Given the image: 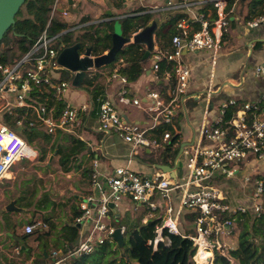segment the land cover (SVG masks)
Returning a JSON list of instances; mask_svg holds the SVG:
<instances>
[{
  "label": "built area",
  "instance_id": "built-area-1",
  "mask_svg": "<svg viewBox=\"0 0 264 264\" xmlns=\"http://www.w3.org/2000/svg\"><path fill=\"white\" fill-rule=\"evenodd\" d=\"M238 1L165 0L161 5L145 7L146 12L155 14L182 11L190 14L200 25L199 29L190 30L185 19L178 20L176 28L179 31L172 35L171 48L157 49L151 53L150 70L157 78L160 61L170 64V69L163 75L171 83L166 100L154 90L147 92L146 102L129 97L125 88L128 83L126 75L118 69L121 58L112 62L111 69L105 68L106 65L98 69L99 74L107 73L108 79L120 83L121 87L115 90L117 101L135 105L149 115L151 122L125 119L111 97L98 95L95 98L97 130L103 135L113 133L129 145L127 154L122 157L127 164L116 165L103 175L102 180L99 162L92 159L91 185L98 194H87L78 203L80 214L74 216L73 222L80 229L81 237L71 247L51 250L47 264H67L68 259L90 253L101 244L115 243L113 232L119 227L124 233L125 226L112 223L114 215L108 205L110 202L117 207L123 199H128L131 211L142 214V223L153 217L160 218L155 225L154 239L148 240L154 249L160 242L169 244L164 230L191 239L195 245L193 260L196 264V251L200 245L211 252L221 249V237L233 226L234 215L264 213V173L255 179L249 172L244 173L240 179L241 187L251 184V192L233 202L229 201L219 185L222 177L234 178L238 175L237 163L257 162L264 165V90L242 103L233 96L226 98L218 103L217 109H212L206 103L202 121L193 129L192 142L186 145L183 157L174 161L173 175L159 169L156 163L159 161H153V171L149 174L128 165L135 158L143 156L146 148L158 151L154 160L161 158L160 152L176 142L175 136L181 131L178 118L188 113L185 101L193 96L195 99L203 98L200 94H186L190 67L183 61L182 55L184 52L209 51L213 66L223 33L229 24V16ZM72 3L53 0L49 22L53 16L68 15L67 7ZM207 4L209 6L206 8ZM213 13L215 16L211 18ZM262 22L264 13L246 24L255 27ZM78 27L66 25L63 31L54 35H48L45 28L27 51L11 62H0V183L7 173L13 171L20 158L33 159L37 154L20 133L4 121L5 114L12 115L17 126L26 123L29 129L41 128L46 134L64 132L78 137L79 127L92 109L93 102L90 106V103L79 104L69 98L68 92L74 86L71 79L60 78L58 69L63 68L57 62L60 50L66 46L64 42L57 43L59 36ZM248 77L264 79V60L254 66ZM209 80L204 93L207 102L216 89L212 73ZM238 84L229 79L223 82V86L229 85L233 89H238ZM28 147L35 152L31 149L27 151ZM178 163L182 165L181 174L175 172ZM192 211L197 212L192 221L195 234H189L180 225L183 216ZM45 224L44 221L28 223L23 232L32 234ZM211 260L206 262L212 263Z\"/></svg>",
  "mask_w": 264,
  "mask_h": 264
},
{
  "label": "crops",
  "instance_id": "crops-1",
  "mask_svg": "<svg viewBox=\"0 0 264 264\" xmlns=\"http://www.w3.org/2000/svg\"><path fill=\"white\" fill-rule=\"evenodd\" d=\"M164 1L165 0H72L73 3L71 7H79V14H77V12L69 11L68 15L60 18L63 19L67 26L71 24L79 25L78 28L80 34L84 30L83 27L87 25L97 22L114 21L121 19L122 17L139 14L147 9L145 7L150 5H161ZM238 4L239 10L237 6ZM240 4V1L236 3L234 12L229 16V24L223 33L222 44L213 66L210 63L211 57L209 51L207 52L204 50L201 52L183 53L182 59L184 62L188 63L190 67V78L186 92L187 95L191 96L194 94H200L204 98V93L208 88L211 73L213 74L214 83L215 81H220V83L214 90L211 100L208 102L206 99L203 101V98L195 99V96H193L192 99H187L185 101L187 110L188 107L191 110H188L186 115H182V117L179 116L180 134L175 138L176 142L169 145L170 156L166 158V162H161L162 158L154 160L159 161L156 162L158 165H169L173 168L174 161L183 157L182 154L186 149V145L189 146L192 142L191 137L193 129H195L202 121L206 103H208V106L212 107V109H217L218 103L226 98L233 96L239 100V103H242L245 100L253 99L260 91L264 90V79L248 77L254 66L264 60V22L255 27H248L246 24V22L249 21L246 20V15L248 13L247 4H243V9L241 8L242 4ZM141 8H145V10L140 11ZM202 9L203 6L200 10ZM166 12L167 11L161 14L158 13L155 18V20L158 21L157 25L163 24V22L167 20L168 16L165 14ZM172 13H176V15L180 14L182 18L179 20L186 18L185 23H187L188 29H198L197 27L199 24L193 20L190 14L182 11H170V15H172ZM117 24L119 26V22H117ZM167 27L168 25L165 28ZM177 31H179V29H177ZM154 41L155 44L153 51L160 49L156 44L155 34ZM167 46L170 49L171 43H168ZM169 49L165 48L162 50ZM106 51L107 49L104 52ZM151 53L149 56L150 58ZM151 64L152 58L149 62L145 60V72L141 74L136 81H128L125 88L129 97H137L141 99V101L146 102L147 92L149 90H154L165 100L168 98L171 83L169 80H166V78H157L155 73L150 70ZM112 67L113 64L111 63L109 69ZM218 68L222 70L224 69V71L228 69L229 74H227V76L224 75V71L222 72V70H219ZM96 73L97 75L93 79V85L98 84L101 87L98 95H107L111 97L116 103L118 111L125 117V119L139 122H151L149 115L138 110L135 105L121 104L117 101L115 90L121 87L119 82L108 79L107 73L99 74L98 71ZM88 77L91 78V76ZM228 79L231 82H239L240 84L238 90L231 94L226 92L229 85L228 87L223 86V82L228 81ZM82 85L80 86V88L83 89L82 93L71 88L68 92V96L76 103H90L91 106L92 98H90L88 90ZM219 86L221 87L218 89ZM89 89H92V86L89 87ZM161 90L166 91L167 94H163ZM76 96H79V100L76 99ZM198 102L200 103V106L195 108L194 106ZM191 104H194V106H191ZM91 108L92 109L87 113V116H85L83 125L79 127L77 135L79 140L86 144L87 148L79 153V160H77L75 164L77 167H72L68 171L60 170V172L67 176V178L74 177L70 183L71 185L69 184L71 191L64 192V190H60L59 187H54L49 190V193L41 195L39 194L40 191L36 188L34 181H28L29 179L21 180L20 174L16 175L15 173H12L14 174L13 176H10L9 173H7L6 178H3L1 181L0 228L4 229V234L9 242L7 244L12 247L10 252H13L12 254L14 255H11L9 251L4 250L2 247L4 242L1 240L0 236V264H21L20 261H22V264H28L29 262L37 264V262L40 263L41 260L43 261V264H47L51 257V250L69 247V245L66 244L69 227L75 225L73 218L75 213L79 211L78 203L81 201L82 197L87 194H98L97 189L93 188L91 185L92 159H97L99 162V171L101 172L100 178L102 180H104L103 175H106V173L116 165L127 164L126 160L122 157L127 154L129 145L122 142L113 133L103 135L98 131L96 111L93 107ZM57 133L52 135V140ZM65 134L66 136H69V134ZM62 141L64 142L66 140ZM32 148L31 150L34 149L36 151L33 150V153L35 152L38 154L37 150ZM145 150L148 155L144 153L143 156L135 158L128 165L134 170L149 174L153 171V161H151V158H153L158 151H149L147 148ZM25 159L20 158L19 161H25ZM181 166L182 165L178 163L175 167L176 173L181 174ZM237 168L239 169L236 177H222V180L220 181L222 183H219L231 202L235 201L237 198L245 197V194L251 192V184H248L245 188L241 187L240 179L244 173L249 172L252 179L257 178L261 173H264V165L257 162H245L243 164L237 163ZM86 169H89V171H86ZM49 175H52L50 181L54 183L56 177L52 173H49ZM54 186H56V183ZM13 199L15 200V205L19 207L20 210H5L6 204ZM129 205V200L123 199L117 206L116 213H113V219H117L118 222H123L122 226H125L124 233L127 232L126 226L130 223L137 221L142 223V214L139 212L135 214L133 212L130 213V211L127 210ZM125 212L129 213L125 214ZM126 216H128L127 218L129 220L127 223L124 220ZM21 218L23 219L21 220ZM37 219L44 221L46 226L36 228L32 234L24 233V226L28 223H33L34 220ZM185 223V219L180 221V225L182 224V228L187 232L188 228L183 226ZM232 229L233 226L221 237V242L224 247L228 242V236L232 232ZM80 237L81 234H79L77 241ZM77 241H75L73 245L76 244ZM232 242L234 243V241ZM18 253H21L22 256H18ZM25 255L27 257H25ZM40 256H42V258Z\"/></svg>",
  "mask_w": 264,
  "mask_h": 264
},
{
  "label": "trees",
  "instance_id": "trees-1",
  "mask_svg": "<svg viewBox=\"0 0 264 264\" xmlns=\"http://www.w3.org/2000/svg\"><path fill=\"white\" fill-rule=\"evenodd\" d=\"M239 1L242 5L247 4L248 13L246 20H251L264 13V0ZM52 3L53 0H26L23 3L15 16L14 25L6 31L0 40V62H11L27 51L45 28L48 35L60 33L66 28L63 19L58 16H53L49 22ZM208 6L207 4L206 8ZM142 10H145V8L140 9V11ZM165 14L168 16L167 20L163 24H159L155 31L156 44L160 49H169L167 44L171 43L172 35L178 32L176 21L182 18L180 14L176 15V13H172L170 15V11H167ZM157 15L143 11L139 14L122 17L114 21L97 22L83 27V32L77 37L72 36V31L61 34L57 43L64 42L65 45H70L79 42L81 52H83L86 46H90L92 53L98 55L109 49L111 46V34L114 31L124 36H131L144 27L150 20L155 19ZM214 16L215 13L211 14V18ZM117 22H119V26ZM167 25L168 27L165 28ZM197 28L199 29L200 25ZM144 51L145 47L142 44L128 43L116 55L115 60L121 58L123 61L118 69L126 75L127 81L134 82L145 72L144 61L146 59H143ZM159 64L160 67L157 74L161 78L164 72L170 69V64L164 60L160 61ZM82 86L88 90L90 98H92L93 109H95V98L98 96L101 87L98 84L93 85V79L88 76L85 78ZM91 86L92 89H89ZM161 92L165 95L167 94L164 90H161ZM4 121L15 128L26 139L29 145L37 136H43L47 142L52 140V135L44 133L39 128L29 129L26 123L22 126L15 125L12 115L5 114ZM62 140H68L69 143L63 146ZM86 148V144L80 141L78 137L72 134L66 136L62 132L57 133L51 145V149L57 150L56 153L59 155L58 164L63 171L77 167L75 164L79 160V153L86 150ZM169 150L170 147L167 146L160 152L161 162H166ZM151 161H154V157L151 158ZM86 171H89V169H86ZM79 214L80 210L74 216ZM196 214L197 212L193 211L187 212L184 215L185 221H193ZM233 217L241 225L237 244L233 248L226 249L222 246L221 249L215 250L213 264H233L232 261L236 264H264V213L259 215L237 213ZM158 222H160V218L153 217L145 223L137 221L126 226L127 233L129 234L125 244L128 245L126 246V253L130 262L136 264H196L193 260L195 245L188 237L164 230V234L170 240L169 244L160 242L157 248L154 249L152 244L148 243V240H153L155 237L154 230ZM117 225H123V222H118ZM79 234L77 226H70L66 244L69 247L73 246ZM113 244H101L90 253L69 259L67 264H129V262L125 263L122 259L118 261L117 257L112 256L116 254ZM40 257L42 258V256ZM37 264H43V261L41 260Z\"/></svg>",
  "mask_w": 264,
  "mask_h": 264
},
{
  "label": "water",
  "instance_id": "water-1",
  "mask_svg": "<svg viewBox=\"0 0 264 264\" xmlns=\"http://www.w3.org/2000/svg\"><path fill=\"white\" fill-rule=\"evenodd\" d=\"M25 1L26 0H0V40L3 38L6 31L14 25L15 16ZM68 1L70 3L72 2V0ZM157 26V21L152 19L131 36H124L121 33L114 31L111 34V46L106 52L98 55L92 53L90 46H86L83 52H81L79 42L66 45L60 50L57 56V62L71 76V85L74 87H80L87 76H95L96 70L102 66L111 64L115 60L116 55L122 50L123 46L128 43L142 44L145 47L143 59L148 58L151 51L154 50V34ZM89 70L93 71L92 75H87ZM158 167L163 171H169L171 175L174 174L173 168L169 165L161 164L158 165ZM108 205L111 211L116 213L117 207L115 204L110 202ZM5 210L19 211L20 208L15 205V200L13 199L6 204ZM225 227L227 228V226ZM113 238L119 243L120 248L124 246L123 233L119 227L113 232Z\"/></svg>",
  "mask_w": 264,
  "mask_h": 264
},
{
  "label": "rangeland",
  "instance_id": "rangeland-1",
  "mask_svg": "<svg viewBox=\"0 0 264 264\" xmlns=\"http://www.w3.org/2000/svg\"><path fill=\"white\" fill-rule=\"evenodd\" d=\"M237 6H238V10H239V4ZM241 8L243 9V5L241 6ZM67 9L70 12L71 11L77 12V14H79V11H80L79 7L72 8L71 6H69V7H67ZM78 35H79V28L72 31L73 37H77ZM221 44H222V42H221ZM146 61L147 62L151 61V58L148 57L146 59ZM109 65H106L105 68L109 67ZM100 69H102V68H100ZM99 70H98V72H99ZM219 70H222V69H219ZM58 71L60 73L61 79H64V80H70L71 79V76L69 75V73L67 71L60 69V68L58 69ZM223 71H224V69L222 70V72ZM92 72H93L92 70H89L87 75H91ZM228 72H229V70L226 69V71H224L223 74L227 76V74H229ZM219 83H220V81H215V87H217ZM72 89L78 90L79 93L83 92V89L80 87L79 88L72 87ZM237 90L238 89H233L232 87H228L226 92L231 94L232 92H235ZM76 99L79 100V96H76ZM202 100L204 101V98ZM191 106H194V104H191ZM199 106H200V103L198 102L195 104L194 107L197 108ZM188 110L190 111L191 109L188 107ZM68 143H69V141L66 140V141L62 142V145L66 146ZM51 145H52V140L50 142H47V141H45L43 136H37L32 141V143L30 144V146H32L33 148H35L37 150V152H38L37 156L33 159H25V161H23V160L17 161L16 165L14 166V169H12L13 170L12 172L15 173L16 175L20 174L21 180L22 179H25V180L29 179L28 181H31V180L34 181V184H35L36 188L40 191L39 194H41V195H43L44 193H49V190L54 188V187H59L60 190H64V192L71 191L69 186L71 185L70 183L74 179V177L67 178V176H65L64 174H62L60 172L61 168L58 164L59 155L56 153V151H57L56 149H51ZM12 172L9 173L10 176L14 175V174H12ZM49 173H52L56 177V180L54 183H52L50 181L52 175L50 176ZM55 183H56V186H54ZM127 210L130 211V213H132V211L129 207H127ZM128 213L129 212H125V214H128ZM127 217L128 216H126L124 218V220L126 222L129 221ZM22 219L23 218H21V220ZM35 221H42V220L37 219V220H34V222ZM112 223L117 224L118 223L117 219H112ZM183 226L185 228H188L187 232L189 234H195V228H194V224L192 221H190V220L186 221V223ZM240 228H241L240 223L238 221L235 222V219H234L232 232L228 236L227 244H225L226 249L230 248V247L232 248L237 244L238 233L240 231ZM128 234L129 233H127V232L124 233V236H123V242H124L123 245L124 246L122 248H120V245L117 242H115L113 244V249L116 250V254H114L112 256L117 257L118 261H119V259H120V261L122 259L123 261H125V263L129 262V264H136L134 262H130V260L127 256V253H126V246H128V245L125 243H126V239L128 237ZM0 236H1V240L4 242L2 245L4 250L9 251V253H11V255H14V254H12L13 252H10L12 250V247L7 244L9 242L6 238V235L4 234L3 228H0ZM231 240L234 241V243ZM16 254H15V256H16ZM19 255L22 256L21 253L20 254L18 253V256ZM25 257H27V256L25 255ZM214 257H215V253L212 252V260H211L212 263L211 264H213ZM20 262L22 264V261H20ZM232 263L236 264L233 261H232Z\"/></svg>",
  "mask_w": 264,
  "mask_h": 264
},
{
  "label": "bare ground",
  "instance_id": "bare-ground-1",
  "mask_svg": "<svg viewBox=\"0 0 264 264\" xmlns=\"http://www.w3.org/2000/svg\"><path fill=\"white\" fill-rule=\"evenodd\" d=\"M30 147L27 148V151H30ZM212 258V252L210 250L205 249L203 245H200L198 250L196 251V260L198 264H211L206 260Z\"/></svg>",
  "mask_w": 264,
  "mask_h": 264
}]
</instances>
